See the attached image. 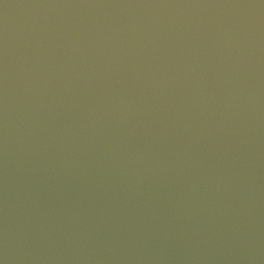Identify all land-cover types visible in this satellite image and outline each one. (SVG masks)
<instances>
[{
    "label": "water",
    "instance_id": "1",
    "mask_svg": "<svg viewBox=\"0 0 264 264\" xmlns=\"http://www.w3.org/2000/svg\"><path fill=\"white\" fill-rule=\"evenodd\" d=\"M0 264H264V0H0Z\"/></svg>",
    "mask_w": 264,
    "mask_h": 264
}]
</instances>
